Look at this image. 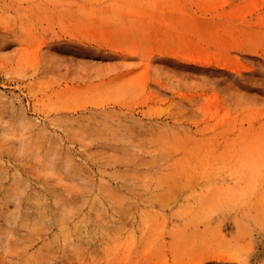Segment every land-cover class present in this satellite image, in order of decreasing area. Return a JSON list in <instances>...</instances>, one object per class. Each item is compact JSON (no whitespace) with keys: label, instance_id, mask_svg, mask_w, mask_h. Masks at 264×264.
Here are the masks:
<instances>
[{"label":"rangeland","instance_id":"rangeland-1","mask_svg":"<svg viewBox=\"0 0 264 264\" xmlns=\"http://www.w3.org/2000/svg\"><path fill=\"white\" fill-rule=\"evenodd\" d=\"M0 264H264V0H0Z\"/></svg>","mask_w":264,"mask_h":264},{"label":"bare ground","instance_id":"bare-ground-1","mask_svg":"<svg viewBox=\"0 0 264 264\" xmlns=\"http://www.w3.org/2000/svg\"><path fill=\"white\" fill-rule=\"evenodd\" d=\"M52 188V187H51Z\"/></svg>","mask_w":264,"mask_h":264}]
</instances>
